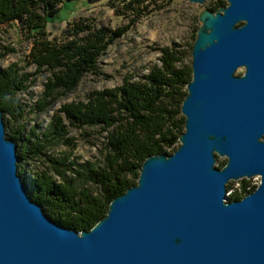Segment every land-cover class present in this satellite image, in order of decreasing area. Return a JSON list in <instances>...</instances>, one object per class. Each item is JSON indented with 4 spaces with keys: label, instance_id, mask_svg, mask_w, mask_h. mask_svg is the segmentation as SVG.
Returning a JSON list of instances; mask_svg holds the SVG:
<instances>
[{
    "label": "water",
    "instance_id": "1",
    "mask_svg": "<svg viewBox=\"0 0 264 264\" xmlns=\"http://www.w3.org/2000/svg\"><path fill=\"white\" fill-rule=\"evenodd\" d=\"M225 2L198 14L178 146L147 156L87 230L30 199L0 110V264H264V0ZM253 176L230 200L227 183Z\"/></svg>",
    "mask_w": 264,
    "mask_h": 264
},
{
    "label": "trees",
    "instance_id": "2",
    "mask_svg": "<svg viewBox=\"0 0 264 264\" xmlns=\"http://www.w3.org/2000/svg\"><path fill=\"white\" fill-rule=\"evenodd\" d=\"M65 1L0 0V27L11 23L18 26L31 42L26 58L35 67L32 72L23 71L15 62L0 67V110L5 135L16 143L17 173L30 199L52 220L81 231L105 215L112 198L136 183L147 156L172 153L178 146V136L184 130L180 108L191 79V67L183 64V59L190 55L196 31L187 47L178 42L158 47L159 63L152 64L146 74L125 76L119 85L92 90L82 100L64 103L44 130L27 132L20 123L25 105L17 93L33 84L37 74L48 72L40 97L34 102L36 112L46 111L60 96L75 89L85 73L100 74L98 58L156 0H87L104 1L125 15L128 22L111 29L96 26L91 17L79 16L65 21L55 33L48 29V20ZM225 4V0H214L208 9L215 11ZM0 47L4 50L0 51L2 58L10 49ZM68 127H92L104 133L97 162L78 163L76 157H70L71 152L57 156L46 153L52 144L75 147ZM40 156L47 159V169L27 176L24 164ZM218 158L217 167H222L225 160ZM78 179L94 184L99 194H91ZM254 188L248 180H241L228 197L239 199Z\"/></svg>",
    "mask_w": 264,
    "mask_h": 264
},
{
    "label": "rangeland",
    "instance_id": "3",
    "mask_svg": "<svg viewBox=\"0 0 264 264\" xmlns=\"http://www.w3.org/2000/svg\"><path fill=\"white\" fill-rule=\"evenodd\" d=\"M211 1L214 0H205L202 4L186 0H168L167 3L164 0H156L151 3L133 25H130L122 36L109 44L105 52L98 58L97 66L100 74L85 73L75 89L60 96L46 111L39 113L34 108V102L40 97L48 72L37 74L33 84L25 91L17 93V98L25 105V116L20 123L25 125L27 132L30 129L42 131L49 123L52 114L56 113L62 104L82 100L92 90L119 85L125 76L133 75L138 78L146 74L152 64L159 63L158 47L168 46L172 42H178L187 47L192 43L193 34L200 25L198 14L202 10L208 9ZM79 16L91 17L96 26L111 29L125 25L129 20L125 15L110 8L104 1L67 0L60 10L48 20L47 27L56 33L65 21ZM0 46L10 49L0 58V67L15 62L22 67L23 71L32 72L34 70V65L28 64V58H26L31 42L24 37L15 23L0 27ZM0 51H4L2 47H0ZM183 64H191V55H186ZM242 72L243 68H238L235 74ZM68 135L75 138L76 145L73 149L57 143L52 144L46 153L57 156L71 152L70 157H76L78 163L85 160L97 162L104 133H100L98 128L68 127ZM218 159L225 160L224 157ZM24 166L25 174L28 176L32 171L46 170L48 162L44 156H40L27 162ZM215 166H217L216 162ZM241 180H248L250 186L256 187L260 178L253 176L248 179L230 180L226 185L227 196L240 186ZM78 183L89 188L91 194H99L98 188L91 182L78 179Z\"/></svg>",
    "mask_w": 264,
    "mask_h": 264
},
{
    "label": "bare ground",
    "instance_id": "4",
    "mask_svg": "<svg viewBox=\"0 0 264 264\" xmlns=\"http://www.w3.org/2000/svg\"><path fill=\"white\" fill-rule=\"evenodd\" d=\"M239 23H237L236 25H238ZM19 175V174H18ZM20 176V175H19ZM21 178V177H20ZM248 179V178H247ZM22 180V179H21ZM25 184V183H24ZM26 185V184H25Z\"/></svg>",
    "mask_w": 264,
    "mask_h": 264
}]
</instances>
